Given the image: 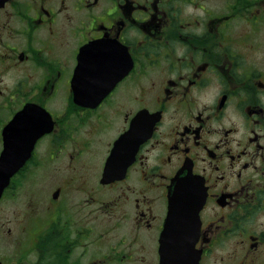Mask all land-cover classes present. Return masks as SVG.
Masks as SVG:
<instances>
[{"label":"flooded vegetation","instance_id":"flooded-vegetation-1","mask_svg":"<svg viewBox=\"0 0 264 264\" xmlns=\"http://www.w3.org/2000/svg\"><path fill=\"white\" fill-rule=\"evenodd\" d=\"M1 157L0 264H264V0H0Z\"/></svg>","mask_w":264,"mask_h":264},{"label":"rangeland","instance_id":"rangeland-1","mask_svg":"<svg viewBox=\"0 0 264 264\" xmlns=\"http://www.w3.org/2000/svg\"><path fill=\"white\" fill-rule=\"evenodd\" d=\"M30 192L31 189L29 193H26V191L17 193L0 205V260L5 259L3 263H16L18 260H23V258L26 262L32 263L34 261L32 250L22 243L26 242L29 232L21 233L17 226L18 220L25 211L24 202L31 197ZM12 227L14 231L4 241V230L8 231ZM7 257H9V260L6 259Z\"/></svg>","mask_w":264,"mask_h":264},{"label":"water","instance_id":"water-1","mask_svg":"<svg viewBox=\"0 0 264 264\" xmlns=\"http://www.w3.org/2000/svg\"><path fill=\"white\" fill-rule=\"evenodd\" d=\"M87 48H89V47H86L85 49H87ZM81 56H82V54L80 55V58H81ZM93 86H96V83H94ZM111 87H113V86H111ZM111 89L112 88H109L105 93H85V94H84V90H79V92L75 93V101L78 104L84 105V97H85V99H87L86 103H91L92 105H97L108 94V92L111 91ZM125 138H126V136H124L123 138H121V140H119L117 142L115 153H113L110 156V158L108 159L107 166L108 165H109V167L113 166V163L116 160L115 159L116 152L118 151V148L122 144V142H124ZM22 161H23V159H21V158H15V159H9L6 157L0 158V199L3 196L5 189L10 184V180H11L12 176L18 171L19 165L22 163ZM125 169H126V166L123 169L124 174H125ZM114 172H110V171L106 170L105 177L111 176ZM184 181H186V180H184ZM189 181H191V180H189ZM188 192H192L193 194H196L195 183H194V186ZM171 197H172V199L177 198L178 197L177 193L172 195ZM190 197H192V196H189V198Z\"/></svg>","mask_w":264,"mask_h":264}]
</instances>
